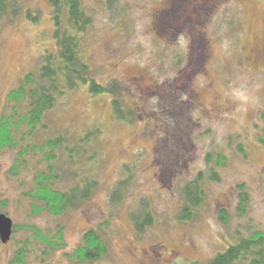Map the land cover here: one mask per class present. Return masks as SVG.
<instances>
[{
	"label": "rangeland",
	"instance_id": "obj_1",
	"mask_svg": "<svg viewBox=\"0 0 264 264\" xmlns=\"http://www.w3.org/2000/svg\"><path fill=\"white\" fill-rule=\"evenodd\" d=\"M81 2L92 20L83 47L93 77L116 83L133 122L117 121L111 97H90L86 87L60 98L45 116L50 131L73 139L87 129L100 131L97 159L86 164L85 153L72 167L79 176L92 175L98 188L59 219L31 217L22 196L44 167L38 158L13 178L8 172L15 152H0V213L13 225L43 232L59 223L65 243L44 256L29 233L18 230L0 243V264H16L13 254L27 241L23 264H77L68 255L103 222L107 254L94 264H208L234 233L264 231V146L257 142L264 129V0ZM17 7L16 16L0 20V109L44 52L55 49L48 0H17ZM218 153L224 166L208 165L206 156ZM125 165L135 174L113 206L111 192L125 178ZM208 166L219 181L206 179L204 203L190 221H179L184 185L200 172L206 176ZM241 185L248 198L243 216L237 213ZM141 201L150 204L153 223L138 236L131 214Z\"/></svg>",
	"mask_w": 264,
	"mask_h": 264
},
{
	"label": "trees",
	"instance_id": "obj_2",
	"mask_svg": "<svg viewBox=\"0 0 264 264\" xmlns=\"http://www.w3.org/2000/svg\"><path fill=\"white\" fill-rule=\"evenodd\" d=\"M48 2L51 7L50 19L55 49L46 50L40 57L36 70L26 73L6 95L5 106L0 109V152H15L8 172L13 178L18 177L23 169H27L30 160L38 158V165L42 164L44 167L37 170L32 185L22 196L28 201L31 217L46 215L59 219L78 209L98 188V181L92 175L79 176L72 167L78 165L79 159L85 153L86 164L97 159L100 152L94 144L100 131L96 128L87 129L73 139L57 129L56 133L50 131V125L44 122L45 116L53 110L60 98L86 87L90 97H111L110 107L117 121L131 124L133 120L130 110H126L116 83L101 84L93 77L87 51L83 47L92 20L81 0ZM19 10L17 0H0V20L5 16H16ZM25 17L33 23L38 20L30 11L25 12ZM261 118L264 120V113ZM257 142L264 146V129L257 137ZM237 149L245 156L241 146ZM206 162L221 168L225 164V158L219 153L208 154ZM121 172L125 174V178L118 180L111 192L110 203L113 206L127 193L135 174L134 167L128 165L122 166ZM206 179L219 181L215 168L208 166L206 176L200 172L184 185L179 221H190L195 211L204 203L203 183ZM247 203V193L241 185L238 187L239 216L246 213ZM2 205L3 202H0V207ZM221 219L223 223L228 222L223 212ZM131 221L135 233L138 236L144 234L153 223L150 204L141 201L138 211L131 214ZM107 229L108 222L89 229L68 258L77 264L99 262L107 254ZM18 230L28 232L33 243L42 247L44 256L65 247L64 227L59 223L55 224L52 232H43L31 225H13L12 234ZM29 252L28 241L22 243L14 252L12 263L23 264ZM208 264H264V231L254 230L246 236L239 232L234 233L227 240L225 248L217 252Z\"/></svg>",
	"mask_w": 264,
	"mask_h": 264
},
{
	"label": "water",
	"instance_id": "obj_3",
	"mask_svg": "<svg viewBox=\"0 0 264 264\" xmlns=\"http://www.w3.org/2000/svg\"><path fill=\"white\" fill-rule=\"evenodd\" d=\"M13 230L12 221L4 214L0 213V243L7 244L11 238Z\"/></svg>",
	"mask_w": 264,
	"mask_h": 264
}]
</instances>
